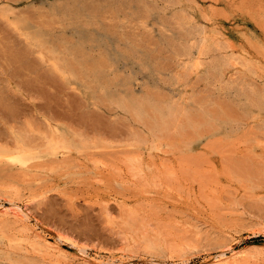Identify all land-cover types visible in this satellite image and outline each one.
Returning <instances> with one entry per match:
<instances>
[{
  "label": "rangeland",
  "instance_id": "1",
  "mask_svg": "<svg viewBox=\"0 0 264 264\" xmlns=\"http://www.w3.org/2000/svg\"><path fill=\"white\" fill-rule=\"evenodd\" d=\"M11 201L0 264H264V0H0Z\"/></svg>",
  "mask_w": 264,
  "mask_h": 264
},
{
  "label": "bare ground",
  "instance_id": "2",
  "mask_svg": "<svg viewBox=\"0 0 264 264\" xmlns=\"http://www.w3.org/2000/svg\"><path fill=\"white\" fill-rule=\"evenodd\" d=\"M8 204H9V207H6L4 203H0V218H3V219L5 218L7 222L8 220L9 221L14 220L13 222H18V224L21 223L24 227H27L28 229L26 230L27 239L29 238L32 239V241H34L33 243H35L34 245L38 246L40 250L45 251L46 253H51V254L52 253L58 254V252H64L62 251L63 249L61 247V242L59 241V238H57L56 236H52L50 234H46L43 230L41 231L40 229H37V227H34L32 225L30 226L31 218L29 217V215H27L28 213L25 210H23V207L21 205H19L18 203L12 202V201L8 202ZM33 243L31 244L33 245ZM79 252H81V254L77 253L79 256L75 255V257L76 258L78 257L79 261L82 264H89L86 262L87 257L85 255H87V253L85 252V250L84 249L82 250L79 248ZM238 253L239 251L236 250V246H233L232 248L226 249V250L223 249V251L219 255H217V257H214L212 259L210 258V260L208 259L203 264H235ZM90 263L91 264H107L105 261H103V259L96 260L95 262L93 260Z\"/></svg>",
  "mask_w": 264,
  "mask_h": 264
}]
</instances>
